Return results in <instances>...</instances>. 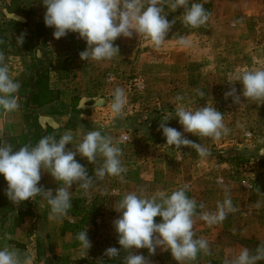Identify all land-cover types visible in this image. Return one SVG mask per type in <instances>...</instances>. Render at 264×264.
<instances>
[{"label": "rangeland", "instance_id": "obj_1", "mask_svg": "<svg viewBox=\"0 0 264 264\" xmlns=\"http://www.w3.org/2000/svg\"><path fill=\"white\" fill-rule=\"evenodd\" d=\"M23 2L33 14V29L43 25L39 40L43 56L64 59L62 65L71 66L81 103L92 110L101 134L120 148L125 169L120 176L99 178L95 170L102 166L103 157L86 162L100 215L90 232V249H83L84 256L74 262L104 259L107 264H123L128 251L118 244L114 221L120 213L115 208L129 192L151 196L185 188L197 201L194 238L207 240L209 248L182 264H227L242 248L254 253L264 245V154L259 153L264 148V103L247 100L241 95V83L234 82L241 71L264 68V0H190L202 3L209 13L198 28L183 23L184 8L173 11L171 0H163V14L174 24L162 45L155 47L135 33L130 38L121 36L114 42L119 53L99 62L81 60L79 54L87 45L78 33L53 37L54 28L44 23L42 0ZM180 37L189 41L188 46L178 43ZM118 87L125 90L126 104L116 116L111 102ZM232 88L240 96L239 103L225 95ZM177 96L183 100L178 102ZM207 103L223 113L228 129L218 140L185 133L175 117L178 106L200 108ZM164 122L208 148L210 155L202 158L191 146L167 145L160 128ZM226 195L234 211L223 222L209 225L200 219L199 214L215 212ZM110 247L119 249L117 257L105 255ZM133 251L144 255L149 264H177L170 251L160 247L155 254L146 248Z\"/></svg>", "mask_w": 264, "mask_h": 264}, {"label": "clouds", "instance_id": "obj_2", "mask_svg": "<svg viewBox=\"0 0 264 264\" xmlns=\"http://www.w3.org/2000/svg\"><path fill=\"white\" fill-rule=\"evenodd\" d=\"M46 8L44 23L54 28L53 37L60 39L69 32L78 33L86 42V48L80 52L81 60L107 61L119 53L114 44L117 38H130L133 33L148 38L155 47L166 40V36L174 24L163 14V0H42ZM173 11L184 8L183 23L191 28L204 25L209 13L204 5L190 0H171ZM19 45L23 44V36L18 37ZM178 43L188 46L189 41L180 37ZM37 56L42 53L37 49ZM235 81L242 85L241 95L247 100L264 103V68L239 72ZM21 85L11 75L9 67L0 54V119L20 108V97L17 95ZM236 89L225 95L233 97L234 103L240 102L235 95ZM201 96L203 92L199 93ZM111 112L119 116L126 104L125 90L116 88L112 93ZM176 100L182 101V96ZM175 117L185 133L218 140L227 134L223 113L213 104L204 107L178 106ZM166 144L169 146H191L198 155L206 158L210 155L208 148L185 138L175 128L160 124ZM72 145L67 149L66 145ZM11 144L0 143V176L7 182V197L15 204L35 199L43 192L50 207L49 220L61 221L72 208V191L74 183L87 193L93 185L85 166L75 157L79 155L89 163L95 162L97 156L103 157V164L95 170V175L120 176L122 167L121 150L113 144L112 138L101 134L99 130H87L76 142L71 132H66L59 139L55 135H46L34 146L24 145L14 151ZM264 154V148L260 149ZM41 169L47 171L56 182H62L53 194L38 187L41 180ZM198 203L187 195L185 188H179L170 194L156 192L151 196L129 192L119 201L115 210L120 213L114 221L118 235V244L128 251L123 264H149L142 254H135L134 249L146 248L149 254H155L156 248L170 251L177 264L195 260L201 251L207 252L209 245L205 239L194 238V217L198 215ZM234 211L230 198L218 203L215 212L199 214L200 219L209 225L223 222L227 215ZM160 217V222L154 218ZM80 246L87 251L91 242L87 229L76 235ZM105 255L110 259L119 255V249L110 247ZM36 255L26 256L8 247H0V264H35ZM264 260V245L255 252L242 248L227 264H258Z\"/></svg>", "mask_w": 264, "mask_h": 264}, {"label": "crops", "instance_id": "obj_3", "mask_svg": "<svg viewBox=\"0 0 264 264\" xmlns=\"http://www.w3.org/2000/svg\"><path fill=\"white\" fill-rule=\"evenodd\" d=\"M12 0H0V35L11 37L12 23L1 13L6 5H9ZM26 2L20 0V6L24 9ZM29 34H34V26L31 25ZM42 46V45H40ZM3 56L4 63L9 67L10 75L20 83L21 87L17 93L20 97V108L18 111L9 113L0 119V143L8 144V138L17 136L25 131H28L26 123V113L29 108L26 103L25 94L30 90L28 85L29 77L34 68L37 66L33 62L32 55H20L14 52L11 48L9 52H0ZM44 63L50 68V86L54 89L57 100L49 103L40 109L36 110L34 118L39 121L40 125L46 123L63 127L62 134L71 132L74 136V142L83 135L87 130H99L100 126L94 115H91L92 110H88L85 104L74 106V103L79 102L78 98L81 90L76 91L77 81L72 75V68L66 63V67L57 60H45ZM84 107V108H83ZM67 149H72V145H66ZM14 151H18L14 149ZM75 159L86 167V159L79 155ZM87 169V168H86ZM88 171V170H87ZM62 182H56L54 178L45 170L41 169V180L38 187H42L45 191L52 190L53 194L58 187H62ZM7 182L3 176H0V198L7 197ZM72 191V208L68 211L66 217L61 221L49 220L50 207L43 192L35 199L29 201V207L22 203L15 204L11 200L4 202L0 208V247H8L16 250L26 256L30 253H35V264H46L45 260L39 259L38 249L46 254H56L66 256L72 262L81 260L84 256L81 246H74L76 235L87 229L89 240L91 239V230L95 224L85 225L83 229H78V224L82 221L84 211L75 212V208H83L90 210L93 200L97 197L94 194L92 187L87 193L81 189L78 183H74L70 189ZM94 196V197H93ZM31 210L29 215H22L21 212ZM90 216L87 215V219ZM99 216L96 219L98 221ZM79 263H85L79 261Z\"/></svg>", "mask_w": 264, "mask_h": 264}, {"label": "trees", "instance_id": "obj_4", "mask_svg": "<svg viewBox=\"0 0 264 264\" xmlns=\"http://www.w3.org/2000/svg\"><path fill=\"white\" fill-rule=\"evenodd\" d=\"M2 15L9 19L12 23L11 37L6 35H0V52L4 54L9 52L11 48L14 49V52L20 55H32L37 52V49L42 53V55H34L33 62L37 66L34 68L30 74L28 85L30 90L25 94L26 103L29 108V111L26 113V123L29 128L28 131H25L17 136H11L8 138V144H11L16 150H19V147L24 145L34 146L40 138L46 135H55L57 139L62 134L63 127L58 125H53L46 123L45 125H40L39 121L34 118L36 110L41 107L54 102L57 100L54 89L50 86V68L44 63V61L52 60L50 57H44L43 51L40 49V38L43 36V25H37L35 27V33L29 34L28 28L31 25L32 13L28 9H24L20 6V0H12L9 5H6ZM23 36V44L19 45L17 38ZM57 62L62 64L64 59H57ZM79 102L74 103V106L82 104V99L78 98ZM83 105V104H82ZM84 108V107H83ZM235 158V157H234ZM10 199L5 197L0 198V204L3 205L4 202H8ZM29 200L22 202V208L24 206L29 207ZM2 208V206H0ZM75 212L84 211L86 216L82 218L80 224H78V229H83L85 225L96 224V219L100 215L97 197L94 199L92 207L90 210L83 208H75ZM31 210L23 211L22 215L31 214ZM87 215L90 218L87 219ZM74 246H80L79 242L74 239ZM39 259L45 260L46 264H86V263H76L72 262L66 256H59L56 254H46L39 251ZM90 264H107V261L102 260H93Z\"/></svg>", "mask_w": 264, "mask_h": 264}]
</instances>
